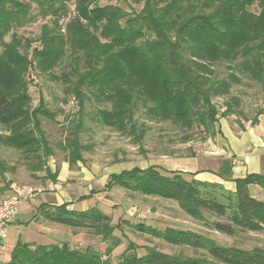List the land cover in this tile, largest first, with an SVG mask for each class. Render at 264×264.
I'll return each mask as SVG.
<instances>
[{"label":"trees","instance_id":"16d2710c","mask_svg":"<svg viewBox=\"0 0 264 264\" xmlns=\"http://www.w3.org/2000/svg\"><path fill=\"white\" fill-rule=\"evenodd\" d=\"M99 1L74 0L70 9L69 0H0V144L28 158L32 176L44 169L52 179L57 175L45 166L53 150L39 120L40 115L54 119V113L42 96L33 107L28 92V82L36 75L48 74L60 82L65 97L76 100L80 114L85 103H110L108 108H97L94 119L137 144L147 129L137 119L138 112L183 130L213 133L219 115L234 112L229 101L220 112L214 99L229 94L241 76L258 83L264 92V0ZM132 2L141 7L134 8ZM253 6L257 9L252 10ZM38 18L46 21L37 38L14 32ZM59 64L57 74L54 69ZM220 64L226 70L224 76L215 68ZM82 125L80 119L74 123L61 144L70 166L83 159ZM13 172L14 166L0 157L3 188L14 183L5 178V173ZM185 173L157 166L133 167L109 174L102 189L119 186L175 200L190 216L226 234L264 228V202L248 189L251 184L264 189V175L236 178L235 189L229 191ZM40 209L48 221L91 229L103 241L114 239L112 247L118 245L113 235L116 226L96 207L75 210L62 203ZM137 228L200 253L180 256L150 247L139 255L129 242L116 264H264V250L257 247L222 245L189 229L139 224ZM109 250L108 245L104 251ZM100 263V254L89 247L80 250L67 242L18 241L5 264Z\"/></svg>","mask_w":264,"mask_h":264},{"label":"rangeland","instance_id":"374dc122","mask_svg":"<svg viewBox=\"0 0 264 264\" xmlns=\"http://www.w3.org/2000/svg\"><path fill=\"white\" fill-rule=\"evenodd\" d=\"M99 2L105 4L114 2V0H100ZM131 4L136 9L141 7L140 4L134 2ZM68 7L70 9L74 7V0H69ZM251 9L256 10L257 8L253 6ZM45 21L38 18L15 29L14 32L22 37L35 39L40 33V26ZM4 39L8 41L10 34L5 35ZM35 44L34 41L33 45ZM61 65L55 67V73H59ZM215 68L219 76L226 74L223 64ZM28 92L33 107L37 106L39 97L42 96L46 108L54 113V119L43 115L39 116L41 129L53 150V155L45 163L46 168L53 173L52 171H59L64 164L73 170L81 167L88 169L97 167L98 171L94 174L96 176L94 180L96 193L88 197L86 208L96 207L110 217V223L116 226L113 235L118 245L112 247L114 239L103 241L98 234L88 228H76L55 222L50 225H43L35 220L28 221L33 217L34 204L41 201L42 197H38V195L48 194V191L44 190L48 179L51 178L48 177L45 169L35 172V175L32 176L27 167L28 158L20 151L0 144V157L14 166V172L12 174L5 173V178L11 179L15 184H27L42 189L34 199L27 201L30 204L29 211L19 218L24 223L20 225L19 229L10 232L14 243L32 237L31 239L38 241L47 239L57 243L67 242L71 248L80 250L89 247L100 254V264H105V262L116 264L119 254L129 242L136 246L135 251L139 255L144 254L150 247L167 254L180 256H195L200 253L191 247L174 245L161 238H156L146 231L138 229L137 225L139 224L159 229L174 227L194 230L222 245L240 249L257 247L264 250V228L258 231L239 230L234 234H226L211 228L204 219L193 218L175 200L147 195L119 186L112 187L107 191L102 189L105 183L104 179L109 174L118 173L124 169L133 167L146 169L151 166H157L161 170L174 169L173 160L175 158L195 154L203 142L214 137L222 122L228 123L230 127L234 126L230 123H236L237 126L241 127V121H255L257 117L263 116L264 92L258 83L247 76H241L240 82L231 86L229 94L214 99L220 112L224 110L225 101L231 102L234 112L228 115L220 114L214 125L215 132L213 133H203L197 128L183 130L168 121L149 120L138 112L136 114L137 119L143 121L147 126L140 144L133 142L126 134L99 125L94 119L95 110L102 107L108 108L110 103L96 101L85 103V108L80 114L76 100H72V97H65L64 86L60 82L53 81L48 74L36 75V78L30 80ZM79 119L83 124L80 136L86 148L81 150L83 159L70 166L66 162L65 151L61 144L74 123ZM0 132H3L1 126ZM188 135L191 136L190 139L183 140ZM259 190L261 194L257 197L264 202V190L261 188ZM83 191L89 192V188L84 189L81 186L76 188L77 193ZM82 206H85L84 202H78L75 205L76 209H84ZM38 216L42 217L40 213ZM26 217L28 218L26 219ZM211 219L214 217L211 216ZM108 245L111 250L105 252L104 250ZM0 264L5 263L0 262Z\"/></svg>","mask_w":264,"mask_h":264},{"label":"crops","instance_id":"0c3cea01","mask_svg":"<svg viewBox=\"0 0 264 264\" xmlns=\"http://www.w3.org/2000/svg\"><path fill=\"white\" fill-rule=\"evenodd\" d=\"M241 122V127L237 126L236 123H230L234 125L230 127L228 123L222 122L214 137L203 142L195 154L175 158L173 168L186 172L188 175L191 174L198 180L218 183L229 191L235 189L234 179L236 178H242L248 174L264 175V115L257 117L255 121ZM97 171V167L89 169L81 167L73 170L65 164L62 165L57 171L55 179H48L44 190L48 191V194L38 195V197H42L41 201L34 204L33 217L28 221L35 220L43 225L54 223L38 216V213L40 208H49L62 203H66L68 209H87L88 197L93 194L90 192L95 190L94 180L96 176L94 174ZM52 172L54 173V171ZM104 180L106 182L107 177ZM12 184L8 188H3L2 182L0 183V200L12 193ZM80 186L84 189L89 188V192L77 193L76 188ZM256 186L258 185L251 184L248 189L253 197L259 199L257 196L261 194L259 190L261 187ZM84 195L87 197L79 199L80 196ZM78 202H84L85 206H82L84 209H76L75 205ZM29 205L27 202L20 204L17 207L14 221L7 227V236L3 241L4 248L0 250V262L2 263L9 260L10 253L16 244L11 239L10 232L19 229L20 225L24 223L19 218L28 213ZM31 238L24 239V242H32L33 244L57 243L53 240L41 239L38 241Z\"/></svg>","mask_w":264,"mask_h":264},{"label":"built area","instance_id":"2783aa9c","mask_svg":"<svg viewBox=\"0 0 264 264\" xmlns=\"http://www.w3.org/2000/svg\"><path fill=\"white\" fill-rule=\"evenodd\" d=\"M42 189L27 184H12V193L0 200V250L7 236V227L14 221L17 207L34 199Z\"/></svg>","mask_w":264,"mask_h":264}]
</instances>
